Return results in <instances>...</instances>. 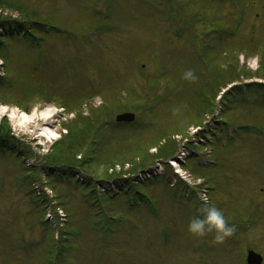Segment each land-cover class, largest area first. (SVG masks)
I'll return each instance as SVG.
<instances>
[{"label":"rangeland","instance_id":"374dc122","mask_svg":"<svg viewBox=\"0 0 264 264\" xmlns=\"http://www.w3.org/2000/svg\"><path fill=\"white\" fill-rule=\"evenodd\" d=\"M189 2L191 12H178ZM3 18L26 23L22 30L32 22L62 30L41 35L39 45L30 41L35 29L44 32L39 24L30 38L11 37L0 25L2 75L15 81L0 87V104L36 117L27 123L0 117L1 128L10 127L20 143L17 157L0 153V264H246L250 250L264 259V132L243 133L244 126L264 129V93L248 94L258 100L253 105L246 95L237 102L235 90L208 104L204 85L210 80L206 60L214 73L234 66L220 83L213 74L211 91L218 84L226 90L229 82L241 85L239 91L264 77V0H0ZM209 26L216 29L210 35ZM205 37L217 44L211 48L216 58L200 67ZM188 70L194 79H184ZM122 112L134 113L138 124L115 125ZM101 123L106 126L91 145ZM198 127L208 129L210 140L194 133ZM228 127L242 135L225 133L211 150ZM47 129L51 138L43 136ZM58 140L65 147L72 140L83 171L103 179L93 191L101 206L105 192L121 189L110 202L120 214L108 216L107 206L96 211L88 196L92 184L54 180L46 156ZM157 148L174 156L158 159ZM148 168L158 173L154 182L142 180ZM197 179L212 187L207 201L194 187ZM139 183L146 187L132 188ZM36 185L51 193L48 206L63 207L64 222L46 221L48 207ZM128 188L134 193L123 196ZM206 205L235 226L223 244L214 243V231L205 237L188 231Z\"/></svg>","mask_w":264,"mask_h":264},{"label":"trees","instance_id":"16d2710c","mask_svg":"<svg viewBox=\"0 0 264 264\" xmlns=\"http://www.w3.org/2000/svg\"><path fill=\"white\" fill-rule=\"evenodd\" d=\"M189 5L190 6H188V10L184 11V8H182V12H184V13L191 12L192 11L191 7L194 8L193 3L189 2ZM22 24H26V23H24V22H14L13 23V25L16 27V29H21ZM2 42H3V44H2ZM4 48H5L4 40L0 39V52L3 51ZM5 65H6V63H5ZM227 69H229V71H230L229 74H231L233 72V71H231V68L228 67ZM14 83H15V81L13 79H11V76H9L7 74H5V76H3V77H0V87L11 88V87H13ZM206 107L209 108V106H207V105H206ZM206 107L203 105V110ZM212 107L214 108V105H212ZM5 123L6 122H3V124H5ZM101 125H102V123L96 127L95 133L93 134V136L91 137V139L89 141V143H91V145L96 144V141L93 139L96 135H98L100 133L99 128L101 127ZM11 132L12 131H11L10 127L6 126V129L3 130V128H1V126H0V150H7L10 147L14 146V148L10 149V152H14L15 147H16V145H18L19 141H18V139H16L14 137V135ZM71 133H73V132L71 130V127L68 125V135H70ZM61 140H63V138ZM71 143L72 144L66 145V147H65L60 143V141H58L57 143H55L52 146L51 154L46 156V160L49 162V167H50V164L53 163L54 166L59 167L62 172H65L70 176H72L74 174V172H81L88 177V180L90 182L93 183L94 179H96V177L94 176L95 174H89L87 172H86L87 173L86 174L83 171V165H81V163H80L81 161L76 159V156L78 155L75 151L76 144L74 142H72V140H71ZM160 149L162 152H160ZM170 151L171 150H168V149L164 151L162 148H157L156 153L158 154V157H159L158 159H162V158L168 159V158L173 157L174 152L173 151L170 152ZM91 152H94V149H92ZM89 158L91 160L90 162H95V156L93 153H91V156ZM147 166L146 165L142 166L141 169L146 168Z\"/></svg>","mask_w":264,"mask_h":264},{"label":"clouds","instance_id":"9594fccd","mask_svg":"<svg viewBox=\"0 0 264 264\" xmlns=\"http://www.w3.org/2000/svg\"><path fill=\"white\" fill-rule=\"evenodd\" d=\"M192 70H188L184 74V79H194ZM19 114V116L17 115ZM7 115L10 121L17 123H27L24 119L28 113L23 112L16 105L0 104V117ZM204 201L208 200L207 196L201 197ZM203 216H197L190 220L188 231L198 237H205L210 232H215L214 243L223 244L225 240L231 237L236 231L235 226H230L222 210L215 205H206L202 209Z\"/></svg>","mask_w":264,"mask_h":264},{"label":"water","instance_id":"95a60500","mask_svg":"<svg viewBox=\"0 0 264 264\" xmlns=\"http://www.w3.org/2000/svg\"><path fill=\"white\" fill-rule=\"evenodd\" d=\"M135 120V115L131 113H125L118 115L116 117V121L118 123H131ZM262 257L254 252H249L247 257L248 264H262Z\"/></svg>","mask_w":264,"mask_h":264},{"label":"bare ground","instance_id":"6f19581e","mask_svg":"<svg viewBox=\"0 0 264 264\" xmlns=\"http://www.w3.org/2000/svg\"><path fill=\"white\" fill-rule=\"evenodd\" d=\"M36 117H35V114L30 118V116H27V117H25L24 119H26L28 122H31L33 119H35ZM50 132V133H49ZM51 135L50 136V138L54 135V132L53 131H50V129H47V130H45V132H44V134H43V136H45V135Z\"/></svg>","mask_w":264,"mask_h":264}]
</instances>
